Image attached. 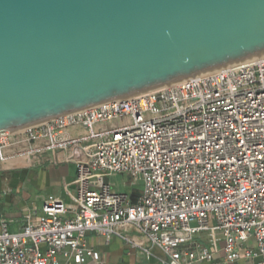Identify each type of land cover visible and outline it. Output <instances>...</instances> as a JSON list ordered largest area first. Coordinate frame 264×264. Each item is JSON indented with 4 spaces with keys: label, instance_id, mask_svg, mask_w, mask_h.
I'll return each mask as SVG.
<instances>
[{
    "label": "built area",
    "instance_id": "built-area-1",
    "mask_svg": "<svg viewBox=\"0 0 264 264\" xmlns=\"http://www.w3.org/2000/svg\"><path fill=\"white\" fill-rule=\"evenodd\" d=\"M16 158L73 165L75 178L18 231L0 195V264L96 263L89 234L162 264H264V57L0 131V171ZM115 176L138 192H118Z\"/></svg>",
    "mask_w": 264,
    "mask_h": 264
},
{
    "label": "water",
    "instance_id": "water-1",
    "mask_svg": "<svg viewBox=\"0 0 264 264\" xmlns=\"http://www.w3.org/2000/svg\"><path fill=\"white\" fill-rule=\"evenodd\" d=\"M260 54L264 0H0V131Z\"/></svg>",
    "mask_w": 264,
    "mask_h": 264
},
{
    "label": "crops",
    "instance_id": "crops-1",
    "mask_svg": "<svg viewBox=\"0 0 264 264\" xmlns=\"http://www.w3.org/2000/svg\"><path fill=\"white\" fill-rule=\"evenodd\" d=\"M80 133L75 130L68 131L65 137L75 138ZM17 151L18 149H14L12 154ZM74 178L73 165H26L19 158L11 161L9 168L0 171L1 208L6 218L11 220L10 231H18L21 228L26 209L33 206L40 209L43 197L50 195L64 198L63 184ZM86 239L88 247L97 255V262L93 263L87 257L83 264H162L159 253L155 252L153 257L146 259L140 252L117 238L105 242L94 234H89ZM221 257V254L218 255L216 260L221 261ZM63 264L75 263L68 260ZM232 264L252 263L241 260Z\"/></svg>",
    "mask_w": 264,
    "mask_h": 264
},
{
    "label": "rangeland",
    "instance_id": "rangeland-1",
    "mask_svg": "<svg viewBox=\"0 0 264 264\" xmlns=\"http://www.w3.org/2000/svg\"><path fill=\"white\" fill-rule=\"evenodd\" d=\"M109 182L115 187L118 192L130 194L133 190L139 187H130L129 180L126 176H115L109 179ZM138 192V190H136Z\"/></svg>",
    "mask_w": 264,
    "mask_h": 264
},
{
    "label": "bare ground",
    "instance_id": "bare-ground-1",
    "mask_svg": "<svg viewBox=\"0 0 264 264\" xmlns=\"http://www.w3.org/2000/svg\"><path fill=\"white\" fill-rule=\"evenodd\" d=\"M258 57H264V54H260L258 56L253 57V58H258Z\"/></svg>",
    "mask_w": 264,
    "mask_h": 264
}]
</instances>
